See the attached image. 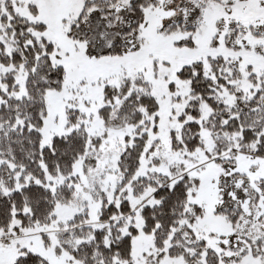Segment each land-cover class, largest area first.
<instances>
[{"label": "snow or ice", "instance_id": "6c2138e0", "mask_svg": "<svg viewBox=\"0 0 264 264\" xmlns=\"http://www.w3.org/2000/svg\"><path fill=\"white\" fill-rule=\"evenodd\" d=\"M0 264H264V0H0Z\"/></svg>", "mask_w": 264, "mask_h": 264}]
</instances>
